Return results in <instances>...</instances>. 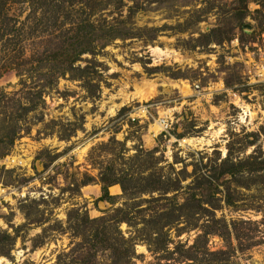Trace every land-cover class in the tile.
I'll list each match as a JSON object with an SVG mask.
<instances>
[{"label": "rangeland", "instance_id": "374dc122", "mask_svg": "<svg viewBox=\"0 0 264 264\" xmlns=\"http://www.w3.org/2000/svg\"><path fill=\"white\" fill-rule=\"evenodd\" d=\"M83 23L112 31L75 64L86 73L45 86L49 70L37 60ZM0 91L9 114L16 101L34 107L12 122L18 137L0 157V232L19 229L0 264H74L67 255L80 240L69 216L100 219L134 204L152 223L130 215L132 226L120 225L136 240L131 264H264V164L215 181V212L187 202L198 178L264 161V0H0ZM106 167L178 191L149 205L160 195L132 201L114 186L111 203L100 202ZM87 176L93 183L77 188ZM167 209L175 220L158 245L147 236ZM207 230L216 232L202 237ZM199 237L201 253L188 261Z\"/></svg>", "mask_w": 264, "mask_h": 264}, {"label": "trees", "instance_id": "16d2710c", "mask_svg": "<svg viewBox=\"0 0 264 264\" xmlns=\"http://www.w3.org/2000/svg\"><path fill=\"white\" fill-rule=\"evenodd\" d=\"M244 1L245 0H241V2ZM218 31V29L213 30L209 35H206L202 38L208 39L211 36L215 35ZM110 32L99 34L98 32H96V28L94 26H91L89 23L80 24V28L78 29V31L76 30L72 35L67 36V38L62 41L61 45L58 48L51 51L45 56L46 58H43L41 56L42 58L37 60V67L41 70H49V72H45L43 73V75L40 74V78L45 81V86L50 87L51 85H53V78L59 75L64 76L68 73L75 75L78 74L77 72L86 73L87 70L75 68V64L84 55H94V47L97 40L101 39V37H105ZM74 77L80 79L84 78V76H82L81 74L80 76ZM22 83L24 89L25 82L22 81ZM22 92L23 91H21V93ZM0 96V106H2L3 104L6 105V103H4V99H7V96H4L1 91ZM27 96L30 95L27 94ZM12 99L14 101V98ZM16 103L17 104H14L16 108L12 109V114H9L5 111L8 108V104L6 108L0 107L2 112L0 113V115L3 116V119L0 120V149L5 150L0 155V157L2 158L9 154V151L12 149L14 142L18 137V132L20 131L19 128H17L15 125H12V122L15 121L16 123H19L20 118L23 121L24 115H27L28 112H31L30 110L34 109L32 105H26L22 101H16ZM20 110H23L22 114L19 113ZM14 114H16V116ZM137 158L138 156L136 158H133L132 161ZM226 164L227 162L222 163L221 166L224 168ZM263 164L264 161L261 163L252 161V164H249V166L247 165V161L243 163L241 162L239 164L231 163L229 167H226V169H224L223 172L220 173L218 178H216L215 176L206 178L204 177L201 179L198 178L193 182L195 186L190 192L191 195H189V197L187 198L188 204L191 203L193 210H196L197 212L202 211V213L205 212L208 214H210L211 212H215L217 208L216 206H213V201L217 198V196H219V193L217 192L218 186L215 185V181H218L220 177L224 176H228L231 179L235 180L239 179L244 174L250 175L258 172H263L261 171L263 170ZM153 177L154 176L151 175L150 178H147L146 180ZM158 182L159 184H150L149 181L148 183L146 182L145 185L142 184L143 181H135L132 176L128 175V173L126 174L125 172L121 175H114V173L112 172V167H106L100 172L99 177V183L102 186L103 193L100 202L111 203L113 198L110 196L109 190L114 186H120L126 197H132V201L140 199L142 195L152 196L155 193L159 194L161 198L144 202L145 204L149 205L153 204L154 201H162L163 199H165V196L174 194L178 191L177 189L173 188L174 186L167 187L166 184L162 183L161 180ZM91 183H93V178L87 176V178L81 184H79L77 188L86 187ZM198 195L203 197L198 198ZM225 199V203H227L228 206L233 204L231 195L226 194ZM125 207L126 209L114 210L113 212L100 219H90L87 214H75L76 216L74 218L72 217V215L69 216L68 222L70 224V230L73 234H75V239L80 240V243L75 245V247L71 249L67 255L71 259V262L73 261L74 264H95L97 253H102L106 254V264H131V261L136 258L134 251L136 240H134L133 237L126 239L120 230V225L127 224L131 227L132 223L130 215L131 217H141V213L143 210L139 209L140 204H134V206H132L131 208H128L129 206L127 205H125ZM209 208H211L212 211L209 210ZM175 213L176 212L174 210L168 211V209L165 214L163 210H160L158 213L156 212V216H160L157 221L159 223H162V225H153L152 229L150 230V235L147 237H151V234L152 237L157 236L158 238L156 240V243L158 245H161L163 243L162 231L165 228L170 229L172 227V224L175 220L172 218L174 217ZM141 220L144 221V223L148 226H150V224L152 223L147 222L145 217H141ZM14 231V236H11L5 232H0V249L1 247H5V245H9V247L11 248L14 247L16 241L18 240L19 229H15ZM207 231L204 232V235L202 237L206 236L207 238L208 236L213 235L216 232L215 230V232ZM202 237H199V239L189 249L191 253L196 254V258L194 256H191L188 261H197V253H201L199 252L201 250L199 249L198 241L201 240ZM209 255L214 256V254ZM57 264H62L61 256L58 258Z\"/></svg>", "mask_w": 264, "mask_h": 264}, {"label": "bare ground", "instance_id": "6f19581e", "mask_svg": "<svg viewBox=\"0 0 264 264\" xmlns=\"http://www.w3.org/2000/svg\"><path fill=\"white\" fill-rule=\"evenodd\" d=\"M154 53H161V51L159 50H154ZM153 91V90H152ZM160 128V127H159ZM163 128V127H162ZM192 141V140H191ZM196 141V140H195ZM193 141V142H195ZM201 141V140H200ZM5 260L4 259H0V263L4 262Z\"/></svg>", "mask_w": 264, "mask_h": 264}, {"label": "built area", "instance_id": "2783aa9c", "mask_svg": "<svg viewBox=\"0 0 264 264\" xmlns=\"http://www.w3.org/2000/svg\"><path fill=\"white\" fill-rule=\"evenodd\" d=\"M164 127H165V125H164Z\"/></svg>", "mask_w": 264, "mask_h": 264}]
</instances>
